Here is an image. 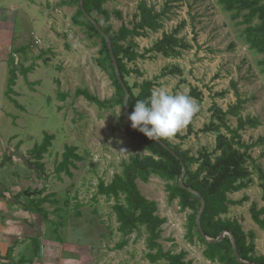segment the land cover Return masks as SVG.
Masks as SVG:
<instances>
[{"label": "rangeland", "instance_id": "rangeland-1", "mask_svg": "<svg viewBox=\"0 0 264 264\" xmlns=\"http://www.w3.org/2000/svg\"><path fill=\"white\" fill-rule=\"evenodd\" d=\"M39 1L43 12L48 13L42 22V29L34 31L33 25L24 23L22 29L17 30L29 34L30 55L44 50L46 57L38 61L42 63L40 73L29 72V82L41 81L36 91L32 92L30 83L28 85L24 81L13 91L11 97L25 109V113H22L14 106H9L10 111L19 117L17 124L21 128L16 132L28 143L29 149L41 146L46 136H54L49 150L51 160L61 159L65 146L75 147L76 154L82 158L81 162L76 163L77 169H71L72 178L62 174L64 186L60 189L59 200L67 211L63 215V223L69 227L64 234L66 242L79 244L82 253H86L83 257H91L90 252H96L98 256L105 257L106 264H151L146 259L148 251L144 229L140 228L124 237L117 231L118 225L112 211L114 201L96 196L100 181L109 184L113 176L121 172L123 161L130 156L144 154L131 144L117 126L122 114L121 107L99 109L76 96V90H87L101 101H109L114 96L109 72L97 65L100 40L97 37L89 38L84 28L72 24L71 18L76 7L63 6V0ZM140 2H146L156 12L167 9L166 18L162 19V29L156 33L147 32L145 36L125 43L131 41L134 50L143 54L164 33L170 34L180 27L178 38L192 46L177 59H164L150 54L145 59L127 64L130 70L139 72L126 78L135 95L138 89L134 85L156 77L158 87L154 89L166 87L173 93H189L192 88H197L201 92L202 101H197L199 112L178 133L185 136L190 126L192 134L182 140L171 139V144L194 157L201 150L213 152L216 134H203L200 130L209 123V108L213 104L224 111L235 104V91L245 100L242 117L257 118L261 122V126L255 130L242 131V140L252 143L263 137L264 76L257 67L260 57L242 43V27L236 26L215 0H173L167 7L166 0H111L102 6L110 14L107 23L112 26L111 34L117 33L123 24L132 28L138 21L137 6ZM97 19L103 25L107 24L103 16H97ZM35 41L38 44L35 45ZM174 67L181 71L180 76L177 73L168 74ZM18 92L21 95L17 97ZM221 92L225 93L222 98L214 96ZM228 123L232 128L236 127L235 119L229 117ZM122 149L126 152H122ZM251 156L255 165L264 169V146L252 149ZM54 165L51 162L48 168L54 169ZM191 168L195 169V166ZM251 179L252 183L247 189L228 196L231 201L242 203L231 205L224 218L238 221L246 234L255 235V255L260 256L263 254L264 231L252 222L250 208L262 206L261 190L255 174H252ZM136 183L144 198L157 203V214L166 221L160 240L163 250L172 254L185 252L186 260L194 264H216L203 257V247L198 242L189 244L184 238L185 214L179 211L177 201H168L164 182L150 177L148 183L139 180ZM74 195L83 205L81 213L75 211L74 203L71 204ZM66 199L67 206L64 203ZM73 216L76 219L75 229L70 226ZM124 239L128 240L125 248L111 251Z\"/></svg>", "mask_w": 264, "mask_h": 264}, {"label": "trees", "instance_id": "trees-1", "mask_svg": "<svg viewBox=\"0 0 264 264\" xmlns=\"http://www.w3.org/2000/svg\"><path fill=\"white\" fill-rule=\"evenodd\" d=\"M111 0H83L85 13L92 18L99 26L105 37L102 36L94 25L84 16L80 9V0H63V6L76 7V12L71 18L75 27L84 28L88 37H97L100 40L99 60L97 65L104 71H108L109 78L114 88V96L109 101H101L96 96L88 93L87 90H76V96L82 97L90 104L99 109L122 108V114L117 121V126L123 130L126 138L137 149L144 152L143 155H133L121 163V172L113 176L109 184L100 181L97 185L96 196L113 200L112 211L118 225L117 231L126 237L128 234L143 228L146 234V248L148 253L146 259L151 264L165 262L166 264H194L186 260L187 254L180 252L172 254L165 252L160 244L162 226L165 219L157 214V203L148 201L138 189L137 181L148 183L150 177L159 178L165 184L168 201H177L181 213L185 214V236L189 244L195 241L203 247V257L216 264H264L263 254L255 255V235L246 234L241 224L236 220L224 218L229 213L231 205L241 204L229 199L230 194L245 190L252 183V174L256 175L258 187L261 190L262 206L250 208L252 222L264 231V169L255 165L251 156V150L264 146V136L259 137L255 142L245 143L242 140V131L247 129L255 130L261 126L257 118H244L241 115L245 100L235 91L236 102L226 111L216 104L209 108L210 121L200 130L203 134H216L213 152L201 150L196 157L191 156L187 151H181L177 146L171 144L169 139L150 140L142 132L131 127L124 111L125 90L118 82L113 63L107 48L106 37L110 42L111 50L117 65V71L126 91L129 94L127 103L128 116L134 111L137 100L150 97L154 88L158 87V78L143 80L137 87L135 95L129 86L126 78L131 74H139L136 70H130L128 63H134L138 59H145L147 55H159L164 59L180 58L183 51L191 49V45L178 38L180 27L172 33H164L143 54L134 50L131 41L143 37L147 32L156 33L162 29V19L166 18L167 9L156 12L146 2H140L137 6L138 21L132 28L122 25L117 33L111 34L112 26L108 24L110 14L102 6ZM173 0H166L165 7ZM217 6L230 15V19L236 26L242 27L240 37L247 49L260 57L257 62L259 72L264 76V0H215ZM103 16L106 25H103L97 16ZM181 25H184L183 23ZM195 41L196 34L193 36ZM32 47V45H31ZM181 75V71L174 67L168 74ZM161 76H165L162 74ZM13 80L9 85L12 86ZM10 91V87L8 89ZM7 91V92H8ZM196 101H202V94L197 88H192L188 93ZM224 92L215 94V97L222 98ZM236 120V127L232 128L228 118ZM193 130L189 126L185 136L176 135L177 139L188 138ZM198 133V132H197ZM54 136H46L45 141L39 147L32 150L34 167L44 174V166L41 163L43 156L48 152ZM167 147V149L165 147ZM77 149L73 146H65L61 161L56 165L54 173L56 176L62 174L72 178L71 169L76 170V163L82 158L76 154ZM172 151L176 156H174ZM195 166V169L191 167ZM183 167L185 173H183ZM250 169V170H249ZM183 178V185L189 190H183L179 186L180 178ZM49 198L44 197L39 201V206L48 203ZM202 200L205 202L204 211L200 216V226L206 238L218 239L222 232L231 234L235 247L243 263H237L233 252L232 242L228 235L216 243H208L198 231L196 217L202 207ZM56 204L55 201L50 202ZM83 205L77 203L75 211L78 212ZM45 219V213L39 210ZM78 214V213H76ZM128 245L124 239L118 243L114 250H122Z\"/></svg>", "mask_w": 264, "mask_h": 264}, {"label": "crops", "instance_id": "crops-1", "mask_svg": "<svg viewBox=\"0 0 264 264\" xmlns=\"http://www.w3.org/2000/svg\"><path fill=\"white\" fill-rule=\"evenodd\" d=\"M47 15L39 0H0V264H106L105 257L96 252H90L91 257H83L86 253H82L79 244L64 240L65 230L69 229L63 223L67 211L59 200L64 177L54 173L61 159L49 158L50 147L41 161L44 166L41 175L32 163L33 149L16 132L21 128L17 124L19 117L9 108L12 105L25 113L11 96L22 81L30 83L32 92L36 91L41 81L29 82V72L40 73L42 63L39 62L43 60L40 59L46 57L44 50L30 55L29 34L17 30L25 23L38 31ZM20 95L18 92L17 97ZM51 162L55 163L54 169L48 168ZM44 197L49 198L48 203L39 206ZM71 200L75 206L79 203L76 195ZM53 201L56 204L50 203ZM64 203L67 206V199ZM73 218L70 226L74 227L76 219Z\"/></svg>", "mask_w": 264, "mask_h": 264}, {"label": "clouds", "instance_id": "clouds-1", "mask_svg": "<svg viewBox=\"0 0 264 264\" xmlns=\"http://www.w3.org/2000/svg\"><path fill=\"white\" fill-rule=\"evenodd\" d=\"M199 110L198 102L187 92L173 93L161 87L154 89L149 98L137 100L129 119L131 127L148 139L171 140L193 121Z\"/></svg>", "mask_w": 264, "mask_h": 264}, {"label": "water", "instance_id": "water-1", "mask_svg": "<svg viewBox=\"0 0 264 264\" xmlns=\"http://www.w3.org/2000/svg\"><path fill=\"white\" fill-rule=\"evenodd\" d=\"M79 5H80V9H81V11L83 12L84 16H85V17H86V18H87V19H88V20L94 25V27L96 28V30H97L102 36L105 37V34L102 32V30H101V29L99 28V26L96 24V22H94V21L92 20V18L89 17V16L85 13V11H84V9H83V0H80ZM106 43H107V48H108V51H109V54H110V57H111V60H112V63H113L114 71H115L116 77H117V79H118V82L120 83V85H121V86L124 88V90H125L124 111H125V113H126V116H127L128 121L131 123V121H130V119H129V116H128V107H127V103H128V99H129V94H128V92L126 91V88H125V86H124V84H123V81H122V79L120 78L119 73H118V71H117V65H116V62H115V59H114V56H113L112 50H111L110 42H109V40L107 39V37H106ZM156 141H158V140H156ZM164 147H165V146H164ZM165 148L167 149V147H165ZM170 152H171L174 156H176L172 151H170ZM11 155H12V154H11ZM15 155H17V154H13L12 156H15ZM18 156H19V155H17V157H18ZM183 173H185V169H184V167H183ZM179 186H180L183 190H187V191H189V190L183 185V178H182V177L180 178ZM204 206H205V202L202 200V207H201V209H200V211L198 212L197 217H196V223H197L198 231H199V233L201 234L202 238H203L204 240H206L208 243H216V242H220V241H222L223 238H224V236H225V235H228V236L230 237V239H231V242H232V248H233V252H234V255H235V257H236V261H237V263H243V262L241 261L240 257H239L238 251H237V249H236V247H235V243H234L233 236H232L231 234H227L226 232H222V233L220 234V236H219L218 239L211 240V239L206 238L205 234H204L203 231H202V228H201V226H200V223H199L201 213L204 211Z\"/></svg>", "mask_w": 264, "mask_h": 264}, {"label": "built area", "instance_id": "built-area-1", "mask_svg": "<svg viewBox=\"0 0 264 264\" xmlns=\"http://www.w3.org/2000/svg\"><path fill=\"white\" fill-rule=\"evenodd\" d=\"M34 44H35V45H36V44H38V41H35V43H34Z\"/></svg>", "mask_w": 264, "mask_h": 264}]
</instances>
